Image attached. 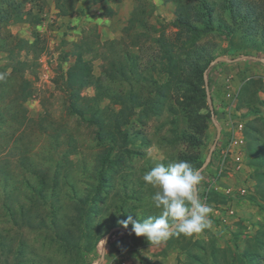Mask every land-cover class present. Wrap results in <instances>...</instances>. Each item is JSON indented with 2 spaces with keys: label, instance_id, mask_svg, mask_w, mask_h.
<instances>
[{
  "label": "rangeland",
  "instance_id": "1",
  "mask_svg": "<svg viewBox=\"0 0 264 264\" xmlns=\"http://www.w3.org/2000/svg\"><path fill=\"white\" fill-rule=\"evenodd\" d=\"M150 1L155 10L148 21L158 28L152 35L162 33L173 39L184 31L174 23L172 2ZM75 2L70 14L61 15L55 0H0V74H4L0 79V169L5 168L0 171V264H97L100 260V264H182L188 255L201 264H264V188L257 187L246 153L238 165L224 150L234 123L247 125L254 119L252 111L264 120V63L230 60L241 55L264 58V40L236 36L229 42L218 31L199 34L198 42L207 45V59L223 56L229 60L213 64L206 73L220 135L208 165L200 171L203 180L198 196L212 208V226L191 237L181 234L150 246L145 237L132 233L131 224L125 229L120 221L131 216L143 222L161 214L151 200L156 190L142 180L157 164L183 160L193 165L189 155L201 164L207 159L217 132L208 100L192 106L200 128L193 134L195 140L189 141L179 103L183 99L171 89H162L158 96L148 84L112 80L100 71L106 56L123 59L128 51H137L121 38L133 0ZM142 47L146 60L153 46L145 43ZM76 51L85 52L82 57L104 91L136 90L140 98L154 96L155 112L136 108L121 127L125 142L119 134L114 145L109 138H98L95 125L68 110L64 80ZM22 62H27L24 69L12 71ZM156 78L162 81L163 77ZM80 89L82 96L95 93L93 85ZM121 107L113 96L97 105L100 112H117ZM169 107L179 115L170 114ZM173 135H177L175 143ZM101 157L106 159L103 186L92 205V225L81 234L76 248L60 243L50 227L32 228L20 219V205L30 218L36 211L48 216L52 204L60 202V208H65L73 191L81 194L97 181ZM20 160L28 165L22 166ZM260 171L264 183V169ZM10 203L11 212L6 209ZM192 242L197 244L190 250L195 254L185 255L180 246L188 251Z\"/></svg>",
  "mask_w": 264,
  "mask_h": 264
},
{
  "label": "trees",
  "instance_id": "2",
  "mask_svg": "<svg viewBox=\"0 0 264 264\" xmlns=\"http://www.w3.org/2000/svg\"><path fill=\"white\" fill-rule=\"evenodd\" d=\"M168 1L174 5V23L184 31L177 33L173 39L162 33L158 36L152 35L158 31V28L148 21L149 15L153 14L155 10L154 4L150 0H133L130 15L121 31L123 32L121 38L128 43L129 47L137 48V51H128L123 59L106 56L103 64L100 65V71L112 80L127 81L128 84L130 82L137 85L148 84L147 88L159 92L156 94L158 96L162 89H171V93H175L183 99L179 103L189 130L185 132V138L190 141V138L195 140L193 134L200 128L199 122H195L197 110L192 106L205 101L203 75L209 62L213 60L212 57L207 59V45L198 42L199 34L218 31L229 42L233 41L236 36L243 40L255 39V37L264 40V0ZM74 2L75 0H55L58 14H70L76 3ZM246 42L249 45L248 41H244V43ZM145 43L153 46L148 56L145 55L146 60L141 52ZM83 53L85 52L76 51L75 60L66 72L64 82L67 87L65 92L68 98V110L77 114L88 124L95 125L97 127L96 136L100 139L109 138V141L114 145L119 141L117 134L123 136V139H120L125 140L126 133L121 130V127L127 124L129 118L135 114L136 108L146 112H155L158 108L157 104L152 100L154 96L147 95L140 98L141 92L136 90L133 93L126 91L120 94L104 91L103 86L98 83V79L96 80L91 74L88 63L82 57ZM26 65L27 62L15 64L12 71L15 72L17 67L24 69ZM160 75L163 77L162 81L156 78ZM10 76L15 75L13 73ZM5 80L6 78L2 81ZM89 85L95 87L94 95L92 97L80 95V88ZM110 96H113V102L120 103L122 107L117 112H107L106 110L100 112L97 105L104 98ZM88 102H92V104H88ZM168 110L174 116L179 115V112L172 107H169ZM100 113L106 118V121L102 119ZM251 114H256V112L252 111ZM10 116L13 118L14 113H10ZM200 118L205 120L206 117L200 115ZM250 120L251 122L244 125L245 153L248 157L246 161L256 173L257 187L264 188V183H261L259 179V175L263 173L260 168L264 169V130L261 128L264 126V120H260L258 115ZM176 122L177 120L173 121V123ZM191 131L192 133H190ZM176 137L173 135V143L176 142ZM187 159L193 164L194 169H199L202 165L190 155L187 156ZM105 160V157L100 158L101 167L96 170L97 181L81 194L73 191V198L63 208L65 210L60 208L59 202V205H49L48 216H43L41 212L36 211L30 218L28 210H24V207L20 205L18 207L20 219L30 224L32 228L50 227L54 231L56 239L67 248L77 246L81 240V234L88 232L92 225V205L96 204L103 186L106 172ZM20 162L22 166L28 165L26 161L20 160ZM4 170L0 169L1 172ZM12 206L10 203L6 209L11 212ZM122 231L124 230L118 232ZM168 245L171 247L172 243L169 242ZM196 247L197 244L192 242L188 245V251L185 246H180V250L185 255L195 254L190 250ZM189 257L191 256L188 255L187 260L182 264H201L198 258Z\"/></svg>",
  "mask_w": 264,
  "mask_h": 264
},
{
  "label": "clouds",
  "instance_id": "3",
  "mask_svg": "<svg viewBox=\"0 0 264 264\" xmlns=\"http://www.w3.org/2000/svg\"><path fill=\"white\" fill-rule=\"evenodd\" d=\"M4 74H0V79ZM145 186L156 191L151 197L161 214L143 222L129 216L120 221L123 228L132 225V233L145 237L150 246H158L173 236L191 237L211 228L212 208L198 196V186L203 180L200 171L187 161L173 162L165 166L160 163L142 177Z\"/></svg>",
  "mask_w": 264,
  "mask_h": 264
},
{
  "label": "built area",
  "instance_id": "4",
  "mask_svg": "<svg viewBox=\"0 0 264 264\" xmlns=\"http://www.w3.org/2000/svg\"><path fill=\"white\" fill-rule=\"evenodd\" d=\"M229 95V93H228ZM245 137H244V124L237 121L231 127L230 137L225 147V154L228 155L238 165H242L245 154ZM117 264H126L120 261Z\"/></svg>",
  "mask_w": 264,
  "mask_h": 264
},
{
  "label": "water",
  "instance_id": "5",
  "mask_svg": "<svg viewBox=\"0 0 264 264\" xmlns=\"http://www.w3.org/2000/svg\"><path fill=\"white\" fill-rule=\"evenodd\" d=\"M240 59H253V60H257V61H260V62H263L264 63V58L263 57H255V56H252V55H241L239 57H236V58H233V59H230V60H240ZM221 61H229L228 59H226L225 57L223 56H217L215 57L213 60H211L209 62V64L207 65L206 69L204 70V75H203V80H204V88H205V91H206V98L208 100V107H209V111L211 113V117H212V121L215 123V127H216V137L214 139V142L213 144L211 145L210 147V150L208 152V157L207 159L202 163V165L199 167V171H201L202 169H204L207 165H208V162L210 161L211 159V155H212V151L213 149L215 148V145L217 143V139L219 138V135H220V127L219 125L216 123L214 117H213V107H212V104H211V101H210V95H209V91H208V88H207V85H208V82H207V76H206V73L208 71V69L215 63L217 62H221ZM119 230H123L122 228H117ZM125 231V230H124ZM131 230H127V232H129ZM111 232V231H110ZM110 232L105 236V241L108 237V235L110 234ZM101 263V260L100 262H98L97 264H100Z\"/></svg>",
  "mask_w": 264,
  "mask_h": 264
},
{
  "label": "crops",
  "instance_id": "6",
  "mask_svg": "<svg viewBox=\"0 0 264 264\" xmlns=\"http://www.w3.org/2000/svg\"><path fill=\"white\" fill-rule=\"evenodd\" d=\"M263 109H264V108H263ZM251 115H252V116H251ZM250 116L253 117V118L255 117V115H253V114H250Z\"/></svg>",
  "mask_w": 264,
  "mask_h": 264
}]
</instances>
